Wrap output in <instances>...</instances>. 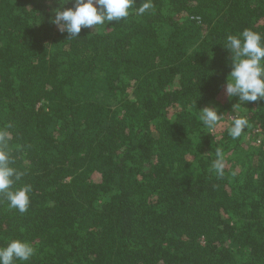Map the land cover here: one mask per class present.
<instances>
[{
	"label": "trees",
	"instance_id": "16d2710c",
	"mask_svg": "<svg viewBox=\"0 0 264 264\" xmlns=\"http://www.w3.org/2000/svg\"><path fill=\"white\" fill-rule=\"evenodd\" d=\"M142 2L71 38L52 20L75 0H0V149L31 186L24 213L0 194V247L34 248L16 264H264V100L233 111L223 47L264 37V0Z\"/></svg>",
	"mask_w": 264,
	"mask_h": 264
},
{
	"label": "clouds",
	"instance_id": "9594fccd",
	"mask_svg": "<svg viewBox=\"0 0 264 264\" xmlns=\"http://www.w3.org/2000/svg\"><path fill=\"white\" fill-rule=\"evenodd\" d=\"M68 0H64L67 3ZM137 0H75L74 8H58L52 22L59 26L61 32L78 37L83 28L102 25L107 22L121 21L130 15V9ZM151 0H144L137 9L144 14L151 9ZM224 48L231 53V71L226 79V94L231 100L238 97L239 103L233 105V111L248 102L264 100V37L252 29H245L239 35H229ZM224 115L218 109L205 107L200 110L199 119L207 133L215 134ZM248 127L244 117H233L228 134L237 139ZM4 138L0 136V141ZM218 159L213 168L218 175H223V157L217 151ZM12 160L6 150L0 149V194L6 197L9 207L20 213L28 210L31 186L24 185L15 191L11 190L15 181L20 180L22 173L11 167ZM34 255V248L19 239L11 240L6 247H0V264L27 262Z\"/></svg>",
	"mask_w": 264,
	"mask_h": 264
}]
</instances>
